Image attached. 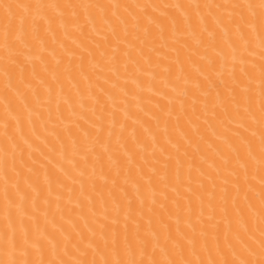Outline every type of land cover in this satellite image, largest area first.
Wrapping results in <instances>:
<instances>
[{"label":"bare ground","instance_id":"6f19581e","mask_svg":"<svg viewBox=\"0 0 264 264\" xmlns=\"http://www.w3.org/2000/svg\"><path fill=\"white\" fill-rule=\"evenodd\" d=\"M248 3L0 0V259H264Z\"/></svg>","mask_w":264,"mask_h":264},{"label":"snow or ice","instance_id":"6c2138e0","mask_svg":"<svg viewBox=\"0 0 264 264\" xmlns=\"http://www.w3.org/2000/svg\"><path fill=\"white\" fill-rule=\"evenodd\" d=\"M59 6L60 5H53V4L40 5V7L45 9V10H47L48 8H51V7H59ZM66 7H73V5H67ZM90 7H91V5H90ZM96 7H100V5H96ZM234 7L242 8V7H244V5L236 4V5H234ZM246 7L249 9V11L251 12V15L253 17H258L259 26L261 27L262 30H264V0H258V3H248L246 5ZM242 19L247 20L248 18L242 17ZM49 21L51 22L50 17H49ZM233 23H235L234 19H233ZM248 23H249L250 27L254 26L252 21H248ZM208 27H211V25H209ZM226 27H227V25H226ZM217 36H218V33H214L212 40L216 41ZM37 39H39V30H37ZM233 43H235V42H233ZM6 46L15 47L16 45H15V43H12V44H8ZM208 47H209V50H211V51H215V49L219 48V53L224 58L225 66H226L227 57H228V52H227L226 48L224 46H221L219 44V42H209ZM261 47H264V38L261 39ZM197 51H199V50H197ZM216 66H217V59H216V57H212V59H211L212 69L215 70ZM6 68L9 71L14 70L11 65L6 66ZM261 68H262L261 94H262V97H264V64L261 65ZM25 99H27V96H25ZM261 112L264 113V99H262V103H261ZM260 124L262 126H264V115L261 116ZM245 138H247V137H245ZM260 143H261V161H262V163H264V130L261 131ZM261 181H262V183H264V176H261ZM261 197H262V201H264V189H262V191H261ZM261 233H262V237H264V227L261 228ZM236 239L238 241H241L242 237L238 234ZM17 243L18 242H15L13 240L7 241V243L5 245V249H7L9 245H11V250L6 252L8 258L3 260V264H36V262H34V261H19V260L13 258L15 249L17 247ZM242 243H246V241H242ZM260 247L262 250H264V238H262L260 240ZM262 254H264V251H262ZM48 264H57V262L56 261H49ZM60 264H89V261H87V260L76 261V262L61 261ZM92 264H96V262L93 261ZM104 264H125V262L124 261L113 262V261L108 260V261H105ZM130 264H146V262L143 260H140V261L133 260L130 262ZM147 264H161V262L153 260V261L147 262ZM189 264H190V262H189ZM231 264H236V262L233 261V262H231ZM241 264H253V262L250 260H247V261L241 262ZM256 264H264V259L257 261Z\"/></svg>","mask_w":264,"mask_h":264},{"label":"clouds","instance_id":"9594fccd","mask_svg":"<svg viewBox=\"0 0 264 264\" xmlns=\"http://www.w3.org/2000/svg\"><path fill=\"white\" fill-rule=\"evenodd\" d=\"M0 264H3V259H0Z\"/></svg>","mask_w":264,"mask_h":264}]
</instances>
